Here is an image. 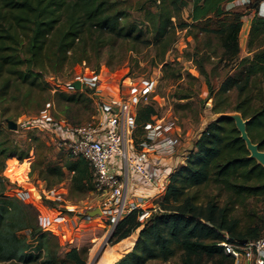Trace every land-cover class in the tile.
Returning <instances> with one entry per match:
<instances>
[{"label": "trees", "instance_id": "1", "mask_svg": "<svg viewBox=\"0 0 264 264\" xmlns=\"http://www.w3.org/2000/svg\"><path fill=\"white\" fill-rule=\"evenodd\" d=\"M192 22L183 21L188 0H151L153 8L142 5L148 27L131 19L122 0H0V107L13 100L29 98L35 90L65 105H78L89 97L76 91L51 92L46 75L67 66L96 59L95 73L101 72L102 53L117 43L153 45L156 63L163 70L170 66L166 55L177 30L212 34L218 49L205 48L200 73L208 78L207 58L217 56L225 66L239 60V42L244 14L226 10L235 0H190ZM264 0H250L255 10L247 41L251 56L241 58L240 70L227 75L218 90L212 89V111H238L249 119L247 131L264 150ZM179 23V24H178ZM208 47L212 44L207 42ZM197 53L203 50L197 49ZM208 54V55H207ZM206 55L208 57H206ZM208 81V79H207ZM209 85V82H208ZM257 90L258 93H255ZM231 91H235L232 100ZM16 92V93H15ZM188 91L182 98L191 97ZM157 110L141 105L136 123L143 127L153 122ZM43 143L40 137H35ZM138 144L139 141L135 140ZM42 150V149H41ZM35 168L46 183L57 184L71 173L73 187L81 192L96 189L93 167L81 156L70 157L60 165L48 162L39 153ZM16 153L7 136L0 132V163ZM25 152L21 158H25ZM48 162V163H47ZM212 190V191H211ZM211 191V192H210ZM225 197V198H223ZM144 217L134 209L118 224L114 242L130 236L142 226L131 251L115 264H150L179 258V264H234L233 258L218 243L229 239L243 243L264 235V166L250 157L235 121L221 116L211 121L194 142L185 161L168 176L163 196ZM94 226L81 229L75 243L61 246L40 225L33 204L13 193L0 174V264H87L90 246L80 244L85 236L97 235ZM30 231V237L20 233Z\"/></svg>", "mask_w": 264, "mask_h": 264}, {"label": "rangeland", "instance_id": "2", "mask_svg": "<svg viewBox=\"0 0 264 264\" xmlns=\"http://www.w3.org/2000/svg\"><path fill=\"white\" fill-rule=\"evenodd\" d=\"M122 1L123 6L128 8L132 20L144 28L149 26L144 13L138 8L142 5L153 8L154 5H152L151 0ZM247 4L235 0L225 5L226 10H239L244 14L242 17L243 26L239 36L241 47L239 60L251 56L247 51V41L255 10L248 8ZM191 9L192 2L188 0L182 13L183 21L192 22L190 18ZM194 33L193 31L190 32L189 29L179 28L177 30L174 44L166 55V62L170 63L166 72L163 70L162 64L156 63L153 45L147 46L145 43H142L135 50H130L131 44L120 42L111 49H105L101 57L100 73H103L101 77L110 80V83H119V86L126 90L130 84L137 86L154 84V92L150 95L148 103L154 105L157 110L153 123L161 122L163 124L164 133L172 136L177 144L175 155L179 152L183 153L181 157H187L189 152L194 149L195 140L207 125L218 117V114L212 111L214 97L210 95V91L212 89L218 90L227 75L236 74L240 70L237 67L239 60L225 66V62L212 55L210 59L207 58L205 63L208 78L203 76L199 71V65L205 56L202 55L204 49H218V41L212 34L200 32L202 38L197 44L193 37ZM209 41L212 44L210 47L207 45ZM199 48L203 50V53L196 52ZM207 55L206 57H208ZM96 67L97 61L93 58L90 63L67 66L63 71L46 75L52 94L58 90L69 93L81 91L89 97L91 103L83 100L78 105L72 103L67 106L62 102L55 101L53 97L44 101L45 95L37 89L29 98L13 100L0 107V132L7 136L10 144L16 150V153L10 154L2 164L0 163L1 176L13 189L15 195L33 204L38 211L40 225L50 233L51 239L58 241L61 246L75 243L82 234V228L89 224L94 226L93 229L97 231L98 236L92 240L85 236L80 241L82 246H90L87 264L96 263V260L102 256L106 249L111 247L116 249L114 233L117 224L125 216L119 218L117 222L114 218L97 217L87 223L79 218L88 206L97 205L101 196L96 189L92 192L76 190L72 185L70 172L66 174L62 182L52 184L51 187H49L50 181L46 183L41 179L39 170L35 168L38 160L37 146L40 147L39 153L42 152V154L47 155L48 162L57 165L63 164L71 154L66 148L58 146L57 140L60 132L49 133L48 130L51 127L49 123H41L38 128L33 127L32 124L45 112H50L54 123H60L62 119H65L67 123L80 126L97 121V104L94 98L90 96L92 90L90 86H85L79 90L74 87L71 88L74 81L96 75ZM188 91L191 92V97L182 98ZM255 93H258L257 90ZM235 94V91H231L232 100L235 98ZM9 120L16 121L18 128L11 129L8 125ZM148 133L146 125L137 126L134 131V143L135 140L139 142L145 140ZM37 136L41 138L43 143L35 140ZM183 146L184 150L182 149ZM24 152L26 153L25 158L22 159L21 154ZM17 159L20 163L16 162ZM25 159L28 161L25 162ZM115 162H118V159H115ZM23 163H27L29 168L30 180L34 186L33 191H29L27 186H22L16 179V176L21 172L20 168L24 165ZM44 188L52 189L55 195L61 196V199L57 202L52 201L44 194ZM154 209L158 210L157 204ZM141 228L142 226L128 238L136 236L137 240ZM20 234L24 237H30L28 230H23ZM131 250L125 251L124 254ZM150 264H179V258L176 257L166 262L153 261Z\"/></svg>", "mask_w": 264, "mask_h": 264}, {"label": "built area", "instance_id": "3", "mask_svg": "<svg viewBox=\"0 0 264 264\" xmlns=\"http://www.w3.org/2000/svg\"><path fill=\"white\" fill-rule=\"evenodd\" d=\"M261 11L264 12V1ZM102 74L80 78L81 88L90 86L92 89L90 96L97 104V121L80 126L67 123L65 119L54 123L50 112H45L32 126L38 128L41 123H49V133L60 132L57 140L59 147L66 148L73 156L84 157L92 165L96 190L101 199L97 205L88 206L79 218L87 223L97 217L114 218L117 222L134 209L144 210L141 216L144 218L150 209L129 201L126 178L133 173L138 176L143 186L157 188L159 192L164 190L165 180L177 166L153 162L150 155L172 156L177 150V144L172 136L164 133L161 122L147 123V138L135 144L137 111L141 105L149 103L154 84H130L126 90L124 87L122 89L119 83H110V80L103 79ZM115 159H118V162H115ZM27 161L28 159H25V162ZM16 162L20 163L18 159ZM20 169L16 179L22 186H27L29 191H33L27 163ZM125 170L127 175L124 174ZM43 192L54 202L61 199L52 189L44 188ZM96 209H100L101 213L92 216L90 212ZM218 244L233 258L234 264H264V235L243 243L226 239Z\"/></svg>", "mask_w": 264, "mask_h": 264}, {"label": "crops", "instance_id": "4", "mask_svg": "<svg viewBox=\"0 0 264 264\" xmlns=\"http://www.w3.org/2000/svg\"><path fill=\"white\" fill-rule=\"evenodd\" d=\"M263 14H264V12H263ZM179 149H181V148H179ZM182 149L184 150V146L182 147ZM182 154L183 153L179 152V154H177V155L174 154L172 156H161V155L158 156L155 154H151L150 156H151V159L153 160V162H159L161 164H166L168 166L169 165L170 166H172V165L178 166L185 161L184 160L185 157H181ZM126 173L127 172L125 170L124 174L127 175ZM126 179H127V184H128V199H129V201L136 202L137 204L143 205L144 208H149V209L154 208L157 204L156 202L163 196V194L165 193V189H166L167 181H168V178H167L164 182L165 189L161 190L159 192V190L157 188H150V187L148 188V187L143 186L142 183L140 182L138 176L133 174V173H131L129 175V177H127ZM50 210L52 211V209H50ZM127 238H125V239H127ZM125 239L116 243L117 248L119 247L118 244L123 242Z\"/></svg>", "mask_w": 264, "mask_h": 264}, {"label": "water", "instance_id": "5", "mask_svg": "<svg viewBox=\"0 0 264 264\" xmlns=\"http://www.w3.org/2000/svg\"><path fill=\"white\" fill-rule=\"evenodd\" d=\"M72 86L77 90L81 89V87H82L81 80L74 81L72 83ZM217 114H218V117H216V118H219L221 116H229L235 121L236 127L240 132V136L245 141L246 146H247L248 150L250 151V157L256 159L258 161V163H260L261 165L264 166V150H262L260 148L259 143L253 142V140L251 139V137L249 136V133L247 131V124L249 122V119H245L242 116V114L238 111L226 112V113H217ZM8 125L11 129H17L18 128V124L14 120H9ZM99 213H101L100 209H96V210L90 212V214L92 216L99 214ZM97 261H98V259L96 260V262Z\"/></svg>", "mask_w": 264, "mask_h": 264}, {"label": "bare ground", "instance_id": "6", "mask_svg": "<svg viewBox=\"0 0 264 264\" xmlns=\"http://www.w3.org/2000/svg\"><path fill=\"white\" fill-rule=\"evenodd\" d=\"M135 241L136 236H132L121 242L118 245L119 249L117 245H115L116 249H113V247L106 249L95 264H115L125 255V251L133 248Z\"/></svg>", "mask_w": 264, "mask_h": 264}]
</instances>
